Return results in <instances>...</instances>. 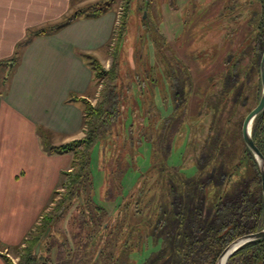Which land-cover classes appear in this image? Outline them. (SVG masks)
<instances>
[{"label":"trees","instance_id":"1","mask_svg":"<svg viewBox=\"0 0 264 264\" xmlns=\"http://www.w3.org/2000/svg\"><path fill=\"white\" fill-rule=\"evenodd\" d=\"M131 1L123 0L122 15L113 40L110 69L106 70L97 58L84 56L95 72V82H102L103 86L95 105L84 102L85 137L62 146L47 147L51 154L72 153V167L63 174L60 189H64V192H55L54 207L44 213L41 223L35 227L24 246L16 248L20 258L18 264H133L132 255L148 249L150 244L160 247L140 264H216L220 254L234 240L264 229V196L258 163L243 138L242 151L236 152L227 148L220 130L216 129L211 131L200 157L196 159V172L191 176L184 169L161 165L159 153H156L158 156L154 160L160 164L156 167L159 173L156 186L158 196L155 194L141 208V204L140 207L138 205L141 190L135 214L124 209L122 212L126 214L107 226L108 214L105 209L92 204L88 197L82 195L90 177L91 152L110 133L121 115L117 94V59L127 33ZM255 2L261 9L260 13H253L250 19L252 23L258 21L251 65L247 68L241 56L233 62L234 58L230 55L227 61L224 91L237 90L236 101L264 51V0ZM116 4L117 0L98 2L73 12L59 25L29 32L27 40L18 45L12 62L18 61L21 50L36 36L55 32L80 18L100 17ZM186 82L179 84V80H174L176 111L186 103ZM258 83L259 103L261 78ZM184 117L183 114L180 121L179 118L167 121L163 128L164 135L159 136L162 138L160 144L156 142L158 147L163 148L167 159L172 150V137L179 133ZM167 130L168 135L165 134ZM252 134L264 154V112L255 120ZM152 145L156 147L154 141ZM236 157L239 158L238 164H235ZM236 174L239 178L234 180ZM58 195L60 199L56 200ZM77 198L81 200L83 209L79 217L73 219L76 231L72 235L74 244H71L68 239L60 241L53 230ZM150 210L152 213H149ZM145 211V215L151 216L145 218ZM49 227H52V231L42 241ZM40 242L41 251L36 254ZM43 247L45 250H42ZM5 259L7 264H12ZM227 264H264V239L242 247Z\"/></svg>","mask_w":264,"mask_h":264},{"label":"rangeland","instance_id":"2","mask_svg":"<svg viewBox=\"0 0 264 264\" xmlns=\"http://www.w3.org/2000/svg\"><path fill=\"white\" fill-rule=\"evenodd\" d=\"M122 4L123 0H117L113 7L118 23ZM260 9L255 0L131 1L127 33L117 59L121 115L110 133L93 148L90 177L82 191L92 204L105 209L107 226L121 219L126 214L122 212L124 209L135 214L141 190L138 204L141 208L155 194L158 196V165L177 167L193 175L196 159L211 131L220 130L228 149L242 151L244 120L259 104L260 63L256 62L253 75L243 84L237 101L238 91L225 92L224 81L228 56L232 55L233 62L241 56L247 68L251 65L258 21L252 23L250 19ZM113 44L114 41L112 49ZM112 52L109 60L98 59L106 70L111 67ZM176 79L179 84L187 81L186 103L178 111L174 96ZM98 84L102 89V82ZM183 114L184 122L179 133L172 137L167 159L156 142L160 144L164 124L170 119L180 121ZM165 134L168 135V130ZM156 153L160 164L154 160ZM238 163L236 157L235 164ZM238 178L236 174L234 180ZM82 209L83 204L77 198L58 220L53 233L60 241L68 239L74 244L72 235L76 228L72 223ZM159 247L150 244L148 249L136 252L132 255L133 264L142 263ZM10 252L16 255L13 250Z\"/></svg>","mask_w":264,"mask_h":264},{"label":"crops","instance_id":"3","mask_svg":"<svg viewBox=\"0 0 264 264\" xmlns=\"http://www.w3.org/2000/svg\"><path fill=\"white\" fill-rule=\"evenodd\" d=\"M101 1L0 0V264L4 250L24 246L71 170L72 153L47 147L85 137L84 102L95 105L101 86L84 56L111 58L116 9L36 36L12 60L29 32Z\"/></svg>","mask_w":264,"mask_h":264},{"label":"water","instance_id":"4","mask_svg":"<svg viewBox=\"0 0 264 264\" xmlns=\"http://www.w3.org/2000/svg\"><path fill=\"white\" fill-rule=\"evenodd\" d=\"M260 78H261V86H262V94H261L260 102L245 118L242 128V134L246 146L251 151V153L253 154L254 158L258 163L261 173L262 191L264 196V154L256 145L252 134L255 120L264 112V51L260 61ZM51 231H52V227H49L45 232L42 241H44L49 236ZM262 239H264V229L256 233L247 234L237 238L223 250L219 258L217 259L216 264H227L228 260L242 247H244L245 245L251 242L259 241ZM41 244L42 242H40L37 245L36 254L40 253Z\"/></svg>","mask_w":264,"mask_h":264},{"label":"built area","instance_id":"5","mask_svg":"<svg viewBox=\"0 0 264 264\" xmlns=\"http://www.w3.org/2000/svg\"><path fill=\"white\" fill-rule=\"evenodd\" d=\"M3 254L12 264H18L20 261L19 255H13L9 249L4 250Z\"/></svg>","mask_w":264,"mask_h":264}]
</instances>
